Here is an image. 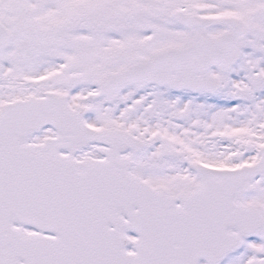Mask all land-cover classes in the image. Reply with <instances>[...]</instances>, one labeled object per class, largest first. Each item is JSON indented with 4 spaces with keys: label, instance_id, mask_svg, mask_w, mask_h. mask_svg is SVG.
<instances>
[{
    "label": "snow or ice",
    "instance_id": "6c2138e0",
    "mask_svg": "<svg viewBox=\"0 0 264 264\" xmlns=\"http://www.w3.org/2000/svg\"><path fill=\"white\" fill-rule=\"evenodd\" d=\"M0 264H264V0H0Z\"/></svg>",
    "mask_w": 264,
    "mask_h": 264
}]
</instances>
